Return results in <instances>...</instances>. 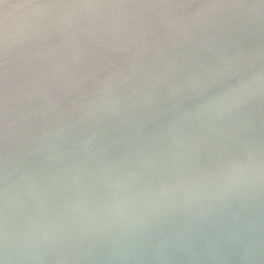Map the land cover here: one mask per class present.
<instances>
[{"label": "water", "instance_id": "water-1", "mask_svg": "<svg viewBox=\"0 0 264 264\" xmlns=\"http://www.w3.org/2000/svg\"><path fill=\"white\" fill-rule=\"evenodd\" d=\"M3 264H264V0H0Z\"/></svg>", "mask_w": 264, "mask_h": 264}, {"label": "clouds", "instance_id": "clouds-1", "mask_svg": "<svg viewBox=\"0 0 264 264\" xmlns=\"http://www.w3.org/2000/svg\"><path fill=\"white\" fill-rule=\"evenodd\" d=\"M0 264H3V261H0Z\"/></svg>", "mask_w": 264, "mask_h": 264}]
</instances>
